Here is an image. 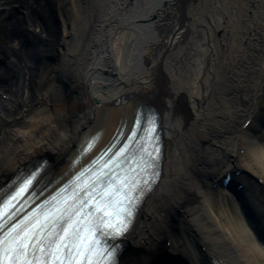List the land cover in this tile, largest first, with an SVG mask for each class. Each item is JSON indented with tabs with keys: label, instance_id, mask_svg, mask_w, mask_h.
I'll list each match as a JSON object with an SVG mask.
<instances>
[{
	"label": "bare ground",
	"instance_id": "1",
	"mask_svg": "<svg viewBox=\"0 0 264 264\" xmlns=\"http://www.w3.org/2000/svg\"><path fill=\"white\" fill-rule=\"evenodd\" d=\"M45 1L0 0L9 37L0 45V190L41 161L43 178L65 176L85 141L99 134L94 150L105 147L139 106L161 127L162 172L119 264H264V240L247 220L214 219L207 200L224 168L264 185V143L244 129L264 122L253 103L264 87V0H68L69 15L54 14L62 33L39 17ZM22 21L26 29L14 26ZM24 34L40 58L59 53L54 87H36Z\"/></svg>",
	"mask_w": 264,
	"mask_h": 264
},
{
	"label": "rangeland",
	"instance_id": "2",
	"mask_svg": "<svg viewBox=\"0 0 264 264\" xmlns=\"http://www.w3.org/2000/svg\"><path fill=\"white\" fill-rule=\"evenodd\" d=\"M14 1H17V0H14ZM37 1H39V0H37ZM62 2H63L62 6L59 5V0H48V3H46V1H45V2H43L45 7H44V5L42 6L41 3L38 4V8H39V12H40L39 17L41 19L42 18L46 19V22H49L48 27L50 30H52V31L59 30V33L63 32V27L66 26V23L65 22L63 23L64 20L61 21V17L57 16V15H59L58 13H60V11H61L62 13H65L64 16H66V14L68 13V15H69V13H70L69 11H71L69 1L63 0ZM40 4H41V6H39ZM59 6H60V8H59ZM261 8L262 9H259V10L263 11L264 6L262 5ZM59 9H60V11H59ZM54 14H57V15L54 16ZM2 19L3 18L0 16V45L4 46L7 44V39H6V35L3 33L4 29H5V25H4L5 21H2ZM62 23H63V27H62ZM21 24H22L21 22H18V23H15L14 26L21 27L22 26ZM58 56H59L58 52H56V53L54 52L53 55L51 56L54 63L49 65L50 72H49L47 65H46L48 63H45L43 65V68H41V74H37L36 77L41 78L40 80L37 79V82H36L37 88H38V84L40 82H42L45 86L43 88L44 91L55 86V80L52 77V71L57 70ZM45 62H47V61H45ZM262 78L264 79V75ZM253 103L256 105V107H258V108H256V112L258 114H260V116H262L264 114V87L259 88L257 95H256V98L254 99ZM248 126H249V128L255 127L254 123H252V122H249ZM248 135H252L250 131H248ZM255 138H257L261 144L264 143V135L263 134L255 135ZM254 147L255 146H253V148ZM255 149H257V148H255ZM249 156L250 155L242 157L243 161H240V163H242L244 166L247 165V162L250 160ZM244 161H245V163H244ZM253 170H255V169H253ZM209 193H210V198L208 197L209 199H207V200H209L212 204V208L214 211V213L212 214V217L214 219H218L219 215H222V214L225 216H227V215L230 216V214H233V217L236 218L237 214H236V212H233L234 211L233 205H232V203L229 200V197L227 195L222 194L221 192H219V190L210 191ZM231 210H232V212H231Z\"/></svg>",
	"mask_w": 264,
	"mask_h": 264
},
{
	"label": "snow or ice",
	"instance_id": "3",
	"mask_svg": "<svg viewBox=\"0 0 264 264\" xmlns=\"http://www.w3.org/2000/svg\"><path fill=\"white\" fill-rule=\"evenodd\" d=\"M151 156V154H149ZM101 224H104L105 221L100 220ZM114 229L122 230L124 227L123 222L118 221L115 226L109 225ZM103 234V233H101ZM44 235L43 232L41 233H33L31 236L27 232L24 233L22 237H13L11 243H15L18 245L17 248H11L9 245L10 251L15 253V256L12 259L18 264H33V261L28 258L27 249L32 248L33 257L37 260L38 264L40 261V257L36 255L37 252L45 253L46 260L44 264H50L51 261H56L57 264H64V260L60 259L59 252L60 249H65V260H68L71 264V260L73 258V249L74 244L70 239H65V235L57 234L56 237L50 241H45L39 239V236ZM7 243L6 241H0V244ZM43 245V246H42ZM54 249V250H53ZM78 254V253H77Z\"/></svg>",
	"mask_w": 264,
	"mask_h": 264
}]
</instances>
